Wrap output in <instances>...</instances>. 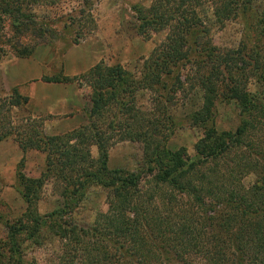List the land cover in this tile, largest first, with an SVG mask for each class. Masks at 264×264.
I'll list each match as a JSON object with an SVG mask.
<instances>
[{
  "label": "trees",
  "instance_id": "1",
  "mask_svg": "<svg viewBox=\"0 0 264 264\" xmlns=\"http://www.w3.org/2000/svg\"><path fill=\"white\" fill-rule=\"evenodd\" d=\"M62 1L0 0V62L9 53L30 58L40 43L52 44L57 32L33 8ZM77 1L92 6V0ZM79 12L76 23L90 19ZM136 12L140 33L168 30L167 38L137 72L100 61L83 73L91 86L88 124L47 135L43 118L15 121L13 109L27 108L28 96L17 87L4 96L0 91V141L13 138L23 152L46 154L43 175L18 173L27 208L17 222L5 223L0 264H24V240H37L50 226L63 242L55 264H264V0H153ZM245 15L250 22L238 48L207 38L212 28L206 20L224 27ZM252 80L259 92L250 90ZM185 85L203 94L202 105L186 115L202 129L191 159L185 148L168 147L179 127L173 109ZM144 90L153 95L149 110L139 106ZM220 104L237 107L235 131L218 128ZM119 141L143 144L141 171L108 166L109 151ZM252 173L255 182L246 187L244 178ZM50 178L65 202L42 214L41 190ZM91 185L110 189L108 210L90 227L67 222L71 202L82 201Z\"/></svg>",
  "mask_w": 264,
  "mask_h": 264
},
{
  "label": "rangeland",
  "instance_id": "2",
  "mask_svg": "<svg viewBox=\"0 0 264 264\" xmlns=\"http://www.w3.org/2000/svg\"><path fill=\"white\" fill-rule=\"evenodd\" d=\"M153 0H92V6L82 4V1L64 0L54 6L36 5L33 10L41 22H49L58 36L52 44L40 43L30 59L42 61L49 75L65 76V70L89 69L93 64L104 61L107 65L121 64L127 70L137 72L154 48L166 40L168 30L147 31L140 33V20L136 12L137 6L150 7ZM84 10L89 18L76 23L79 11ZM210 14V12H209ZM211 15V14H210ZM75 20V25L72 24ZM248 15L231 19L224 27L212 26L209 37L220 47L238 48L244 38ZM80 23L84 29L80 32ZM79 28V29H78ZM206 37L204 39H207ZM9 53L6 57L12 56ZM5 57V58H6ZM4 58V59H5ZM83 72L75 75L78 81L83 80ZM77 80V79H76ZM88 84L83 80V84ZM88 86H90L88 84ZM86 86V97L89 99L91 90ZM252 92H259L260 85L252 80ZM11 89H4L1 95H6ZM203 94L199 89H189L183 86L177 96L175 112L179 127L171 137L168 147L172 151L186 149V159L195 156V145L202 137V129L192 126L186 115L197 110L203 102ZM153 95L149 91H140L139 106L149 110ZM89 102V101H88ZM90 104V102H89ZM31 106L14 108L15 121L24 122L31 117ZM26 110H30L29 114ZM217 126L220 130L235 131L239 125L238 109L235 105L220 104L217 109ZM92 153H97L96 147ZM114 161L111 169H124L139 172L144 165L143 144L132 141L115 142L113 148ZM46 172V154L39 150L23 152L17 142L11 138L0 141V241L7 243V223L14 224L26 211L27 203L19 192L18 173L28 178H37ZM256 179L255 174L244 178L246 187H250ZM148 180L143 184L148 185ZM111 191L108 188L91 185L85 198L77 205L72 203L73 210L65 216L69 223L82 227H90L102 212L108 210ZM64 199L53 178H50L41 190L39 211L48 214L64 206ZM55 227H46L37 240H24V264H55L62 253V240Z\"/></svg>",
  "mask_w": 264,
  "mask_h": 264
},
{
  "label": "crops",
  "instance_id": "3",
  "mask_svg": "<svg viewBox=\"0 0 264 264\" xmlns=\"http://www.w3.org/2000/svg\"><path fill=\"white\" fill-rule=\"evenodd\" d=\"M44 65L37 59L18 58L14 55L6 57L0 62V91L17 87L21 94L28 96L31 112H26H30L32 118H43V130L47 135H61L88 124V84L82 85V79L47 81L44 77L52 76L49 75L52 72L47 71ZM89 69L65 70V76L72 78L82 72L86 73ZM87 90L90 92L91 88ZM113 148L114 145L109 151V167L114 161ZM93 156L98 157V151Z\"/></svg>",
  "mask_w": 264,
  "mask_h": 264
}]
</instances>
